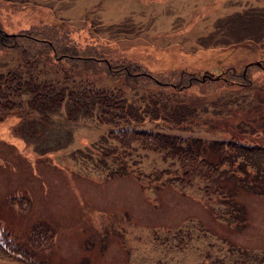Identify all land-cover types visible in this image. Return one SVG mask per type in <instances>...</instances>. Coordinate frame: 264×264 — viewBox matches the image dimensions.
Masks as SVG:
<instances>
[{"label":"rangeland","instance_id":"374dc122","mask_svg":"<svg viewBox=\"0 0 264 264\" xmlns=\"http://www.w3.org/2000/svg\"><path fill=\"white\" fill-rule=\"evenodd\" d=\"M258 5L264 6V0H0L2 34L25 33L36 39L16 37L8 42L39 50L27 65L14 48L0 49V238L3 234L19 250L10 251L12 256L32 264H264V177L258 181L261 193L238 191L246 211L242 223L228 221L232 218L222 209V218L210 212L202 198L203 183L193 181L190 188L164 182L174 167L157 169L158 178L152 179V164L163 166L160 153L148 156L143 176H109L110 162L104 168L95 163L106 149L117 148L104 138L112 126L100 123L95 109L87 111L92 102L81 99L79 85L91 80L96 87L122 89L124 98L143 106L135 103L120 79L106 76L103 64L97 61L90 67L86 63L93 60L87 58L104 57L112 63L134 59L142 67L134 71L172 83L177 71L195 73L219 66L214 59L223 55V47L197 50L194 45L198 37L201 44L216 38L215 28L225 41L240 40L243 32L228 25L231 15L251 28L247 35L264 32ZM227 48L229 65L240 66L257 56L252 46L250 54ZM73 55L84 58L69 57ZM30 68L33 84L51 79L67 87L60 103L55 99L40 106L43 113H34L40 109L38 96L32 99L28 91L32 87L20 84ZM12 73L20 79L7 81ZM244 78L249 85L224 89L236 92L238 117L217 126L237 141L264 146V74L251 69ZM70 89L75 90L77 106L67 97ZM160 92L189 107L188 102L196 106L201 88L192 84L177 92ZM213 99L207 103L211 112L218 109ZM252 99L251 108L245 102ZM175 113L182 118L188 112L177 108ZM235 122L245 134L232 128H240ZM147 125L159 129L158 123ZM181 134L209 138L203 131ZM100 140L104 143L97 144L91 158L80 156ZM258 149L252 153L257 162L264 159V147ZM201 150L208 161L219 157V150Z\"/></svg>","mask_w":264,"mask_h":264},{"label":"trees","instance_id":"16d2710c","mask_svg":"<svg viewBox=\"0 0 264 264\" xmlns=\"http://www.w3.org/2000/svg\"><path fill=\"white\" fill-rule=\"evenodd\" d=\"M255 10L262 16L258 18L264 21V6L258 5L255 7ZM228 19V25H236L238 26L239 33L240 31L243 32L240 40H237L239 38L237 37L236 39L231 38L232 40L230 41L229 37H226L228 41H225L222 31L215 28L212 30L215 33L213 37L216 38H208L204 44H201L199 40L201 37H198L194 45L197 47V50H200L199 47H203L206 50L223 47V49H220L223 55L214 59L219 66L195 73L185 72L184 70L177 71L173 73L177 78L172 83L154 80L153 76L147 71H134L138 69V66L142 68L136 62L137 60L134 59L112 63L104 57L87 58L93 60L92 63H86L90 67L97 61L103 64L106 69V76L114 80L120 79L121 83L123 82V85L130 91V96H134L133 100L135 103L139 102L143 106L133 105L131 101L124 98L122 89L107 86L96 87L92 84L91 80L84 83L79 82V85L83 92L81 99H89L88 102H92V107L88 106L87 111L92 112V109H95L100 123L112 126V129L104 138L106 141L110 140L117 147L108 148L106 152L100 154V161L95 163L96 166L99 165L104 168L103 166H107L110 162L106 167L113 168L109 176L129 173L139 177L144 171L148 156L160 153L163 155V158L160 157L159 160L163 166L152 164V179L158 178L157 169L164 172V169L174 167L171 170L172 173L164 179V182H168L174 186L182 185V187L186 186L190 188L193 181L203 183L201 188L202 198L209 204L207 206L216 218H222L219 212V209H222V213L232 218V220L228 221L245 223L246 219L244 218L246 215L243 214L246 211L238 200L237 195L238 191L249 193L262 192L258 181L264 177V159L257 162L256 156L252 153L259 151L258 147L264 146L257 141L253 143L248 140L246 142L243 140L237 141L233 137L225 135L224 131L217 125L221 122H228V119L232 116L236 119L238 117V110H240V100L236 92L231 91L229 93L224 90L225 87L249 85V82H245L244 76L251 69L259 70L264 74V32L261 34L254 32V35L249 36L247 33L251 28L244 25L236 14L231 15ZM253 27L255 26L253 25ZM2 33L0 30V49L5 47L14 48L21 54L25 64L31 63L35 55L39 53V50L36 53L33 52L32 47L28 44L18 45L8 42L10 39H15L16 37L36 40L32 36L25 33L7 36ZM207 33L210 34V32ZM220 37H223V41H216L217 38L220 40ZM40 41L46 43L47 47H54L49 41ZM212 41H216L213 46L211 44ZM229 45L234 47V50L239 49L245 54L252 53V50L255 51L257 53L255 61H245L240 66L229 65L225 60V57L227 58L231 53L227 48ZM250 46H252V50ZM63 57L68 56L64 54ZM69 57L84 58L77 55ZM236 67H238V70ZM16 79L19 80L20 77L16 78V75L12 73L9 74L7 81L15 82ZM21 83L32 87V89L28 88L29 93H32V99L37 100L33 96H38L37 102L39 104L37 107L41 111L35 109L34 113L44 112V107L40 106H46L45 101L53 103L57 99V103H60V100L64 97L63 92L67 89V87L59 84L58 81L51 79L42 82L34 80L33 84L32 68H30V71L24 73L23 82ZM192 84L201 88V94L196 96L198 99L196 106L200 107V110L194 106V102H188V107L180 101L173 100L174 98L169 95H162L160 92V88H171L174 92H177L180 88L191 87ZM74 93L75 90L70 89L67 97L73 100L74 106H77L75 103L76 99L73 98ZM212 97L214 99L211 103L218 109L211 112L208 109L207 103ZM256 102L258 103V101ZM261 102H264V100ZM245 104L252 108L255 105V100L252 99L251 103L247 104L245 102ZM177 108L185 109L188 113H183L184 117L179 118L175 113ZM229 112L231 114L227 116ZM26 113H28L27 115H32V112L26 111ZM161 119L164 122H153ZM119 120H125L126 122L120 126L118 125ZM145 120L150 122H145ZM147 123H158L159 129L155 130V126L149 128ZM236 123L240 125V128L235 127V125H232V128L245 134L240 122ZM196 131L205 132L209 138L202 140L192 135L183 136L181 134V132ZM250 137L253 138L251 135ZM221 138H226L227 141ZM102 143L104 142L100 140L90 145L88 151L81 150L83 153L80 156L84 157L86 154L87 158H91V152L99 147L97 144ZM202 146L203 148H207L208 151L210 149L219 150V157L216 160L210 159L215 162L208 161L203 157ZM93 161H91V164ZM10 251L19 253V250L12 248L9 241L2 234V238H0V260L7 262L16 261L20 264H32L30 261L15 258Z\"/></svg>","mask_w":264,"mask_h":264}]
</instances>
